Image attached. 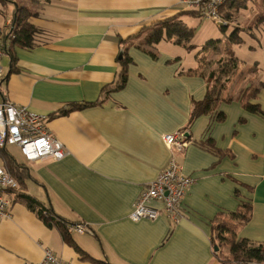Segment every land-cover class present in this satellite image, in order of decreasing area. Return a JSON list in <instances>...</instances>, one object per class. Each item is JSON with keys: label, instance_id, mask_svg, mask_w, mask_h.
I'll return each mask as SVG.
<instances>
[{"label": "crops", "instance_id": "crops-1", "mask_svg": "<svg viewBox=\"0 0 264 264\" xmlns=\"http://www.w3.org/2000/svg\"><path fill=\"white\" fill-rule=\"evenodd\" d=\"M35 2L38 7L26 19L39 30L32 47L14 44L8 35L14 9L7 19L0 18L6 49L0 58V101L49 116L48 132L68 150L58 161H25L30 176L21 192L87 231L49 227L12 194L10 215L0 218V264H35L46 248L64 264H231L232 251L222 257L220 246L213 244L219 222L231 230L225 237L233 233L235 240L264 244V114L243 106L258 104L264 113V33L253 31L263 24L264 0H229L222 6L237 34L247 26L252 38L242 43L262 58L231 70L233 77L222 73L219 96L232 100L217 103L190 126L192 104L205 97L214 78L200 68L202 57L210 53L218 62L225 56L216 45L204 47L211 38L205 33V39L192 44L175 41L177 30L172 39L163 30L152 45L145 38L165 19L175 18L191 29L188 20L204 18L181 0ZM200 30L196 25L191 35ZM123 51L131 59L127 80L121 88L104 91L118 77ZM246 88L254 89L253 95L241 93V101L236 99ZM89 102L58 114L70 104ZM217 112L223 120L216 121ZM179 131L188 144L177 159L182 172L194 178L181 202V218L175 224L166 215L130 220L139 193L171 158L162 136ZM208 138L225 155L205 148ZM245 203L251 207L248 221L233 215Z\"/></svg>", "mask_w": 264, "mask_h": 264}, {"label": "built area", "instance_id": "built-area-1", "mask_svg": "<svg viewBox=\"0 0 264 264\" xmlns=\"http://www.w3.org/2000/svg\"><path fill=\"white\" fill-rule=\"evenodd\" d=\"M229 0H181L188 8L194 10L204 19L211 20L218 26L229 24L221 13L222 6ZM3 29L0 30V58L5 52L3 45ZM3 78L0 66V82ZM49 116L31 110L27 106L16 104L8 99L0 101V149L14 145L26 162L43 160H61L67 154L66 147L52 136L47 128ZM184 131L162 136L163 142L171 151V158L158 175L149 181L128 215L132 221L141 219L154 220L166 215L172 223L178 222L182 214L180 206L185 192L194 183L192 176L182 172L177 159L188 144ZM18 189V182L10 173L0 166V218L8 217L11 204V190ZM160 202V206L153 205ZM86 227L80 223L69 224V230L85 232ZM35 264H64L62 259L50 249L44 250L43 258Z\"/></svg>", "mask_w": 264, "mask_h": 264}, {"label": "trees", "instance_id": "trees-1", "mask_svg": "<svg viewBox=\"0 0 264 264\" xmlns=\"http://www.w3.org/2000/svg\"><path fill=\"white\" fill-rule=\"evenodd\" d=\"M4 1V0H0ZM22 8H15L13 11V16L11 19V30L9 32V36L12 37V42L14 44H17L22 47H32L34 45V37L37 33H39V30L33 26L32 24L27 22V17L30 15L29 12H23L20 10ZM23 13V14H22ZM221 28H226L227 26H220ZM165 30V33L167 37H170L171 34L177 30L175 37L177 42L185 41L190 35H191V29H188V27L181 21L176 20L175 18H168L160 23L158 25L153 27V31L151 34L147 35L145 38V43L152 45L155 43H158V41L163 37L162 32ZM166 37V38H167ZM134 37L128 38L127 40H132ZM229 40L233 41H239L238 34L233 31L231 33V36ZM123 40H121L122 42ZM126 41V40H125ZM185 43V42H183ZM6 50V49H5ZM124 52V51H123ZM152 56H155V53L151 52ZM11 56L14 57L13 53H11ZM225 59V58H224ZM220 61V72L226 73L230 72L231 70L234 71L237 68L238 61L236 58L230 57L226 59L225 61L223 59ZM131 62V59L127 54L124 52L122 53L120 57V70L118 72V77L115 80V82L109 86L105 87V90L110 89H118L124 86L126 80H127V65ZM215 71H211L209 74V78L214 77ZM220 90V88H219ZM219 90L213 93L212 89L209 87L206 91L205 97L200 101H194L192 104V110L190 112L189 120H188V126H190L196 118H198L202 114H208L210 112H213L216 108L217 103L224 101L229 102L232 100L231 97H220L219 96ZM254 89L252 88H246L242 91H240V94L236 99L240 100L241 93L242 96H251L253 95ZM241 101V100H240ZM93 102L85 103V104H70L68 108L62 109L59 111L58 114H66L69 111L73 109H80L85 105H89ZM244 108L251 112L256 114H264L258 104H251L248 101L243 104ZM215 119L216 121H221L224 118V114L222 112L215 113ZM242 120V119H241ZM205 148L210 149L214 154L217 156L225 155L224 151L217 148L212 140V138H208L204 145ZM2 150V157L4 161V168L12 175L16 181L18 182V189L11 190V193L14 195V199L21 198L25 201L26 205L34 210L36 212L37 216L49 227L52 226H58L63 231H68L69 223L61 219L60 217L56 216V214L50 210L48 207L42 206L35 198L32 196L25 194L24 192H21V188H24V182L25 179L30 176L28 167L26 166V162L19 163L17 160H15L9 153H7L5 150L6 148L0 149ZM219 157V156H218ZM239 212H234L233 215L243 221H248L250 219V211L251 207L249 204L245 203L243 204ZM216 233L217 235L212 239L213 244L219 246V242L221 243L225 242L229 244L230 250L234 254V261H231V264H237V263H246L249 261H257V262H264V244L262 243H252L247 239L241 238L235 240V238L232 236L234 235L231 233L230 237H225V233H229L231 230L227 226V223H218L216 225ZM87 231V229H86ZM215 239V241H214ZM218 240V241H217ZM223 264H227V262H224Z\"/></svg>", "mask_w": 264, "mask_h": 264}, {"label": "rangeland", "instance_id": "rangeland-1", "mask_svg": "<svg viewBox=\"0 0 264 264\" xmlns=\"http://www.w3.org/2000/svg\"><path fill=\"white\" fill-rule=\"evenodd\" d=\"M35 1L36 0H16V4L15 3L12 4V2H1L0 1V18H2V20L7 19V16L11 15L12 10L17 8L16 5L19 8L25 7L27 9L26 11L29 12L30 14L34 9L38 7V4H36ZM9 20H11V16ZM207 20L208 19L204 20V19H201L200 17H194L192 22H190L189 20L187 21L189 28H191L192 30L194 29L196 25H200L201 30L198 34L196 35L192 34L187 39H185V43H191V44L198 43L197 41H199L202 38L205 39L207 37V36H204V37L202 36L205 33V35L208 34L209 35L208 37H211V38H207V40H205L207 41V43L204 42L203 45H206L204 47H206L209 50V49H212L214 45H216L215 47L219 49V52L225 56L224 61L230 57H233V58L238 57L239 59H236L239 61L237 64L238 70L248 67V65L253 64V61H261L262 56L259 54V52L252 55L251 51L244 45V43H242L243 40H250L252 38L250 34L247 35L246 33L249 30L247 29L246 25L243 27L244 29L243 32L238 31L239 41H236V40L230 41L229 38L231 36V33L235 29L230 23L228 24L226 28H221L220 26H218L211 20H208V21ZM227 20L228 22L234 21L233 19L232 20L227 19ZM262 23H263L261 25L262 27L260 26L255 29L252 28L253 31L256 32L257 34L264 33V20L262 21ZM164 36L167 37L166 33L164 34ZM253 36L255 37L257 35H253ZM259 36L260 35H258V37ZM171 37H172V34L170 35V37H167L166 39H172ZM201 51L204 52L203 49ZM202 59L203 60L201 62L202 64L200 68L203 69V72L205 74H208L209 72H211V70H215V74H214L215 76L214 78H212V81L210 82V88L212 89L213 93H215L216 91L219 90L220 86L223 84L222 82L225 80V74H222L219 71L222 66H220L219 61L215 62V58L212 55H210V53L207 56H203ZM214 62H215V65H214ZM232 74L233 73L231 72L227 73L229 77H231ZM7 150L18 161L20 160L25 161L19 149L15 147L14 145L7 146ZM218 242H219V246L221 249L219 252L220 255L222 257H227L228 255H226V252L230 251L229 244H224V243H221L220 241Z\"/></svg>", "mask_w": 264, "mask_h": 264}, {"label": "water", "instance_id": "water-1", "mask_svg": "<svg viewBox=\"0 0 264 264\" xmlns=\"http://www.w3.org/2000/svg\"><path fill=\"white\" fill-rule=\"evenodd\" d=\"M217 249H218V247H217V246H215V247H214V250H215V251H217Z\"/></svg>", "mask_w": 264, "mask_h": 264}]
</instances>
